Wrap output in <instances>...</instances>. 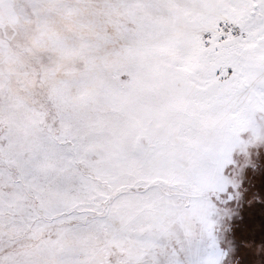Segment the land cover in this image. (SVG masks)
Returning a JSON list of instances; mask_svg holds the SVG:
<instances>
[{
    "label": "snow or ice",
    "instance_id": "obj_1",
    "mask_svg": "<svg viewBox=\"0 0 264 264\" xmlns=\"http://www.w3.org/2000/svg\"><path fill=\"white\" fill-rule=\"evenodd\" d=\"M260 146L264 0H0V264H226Z\"/></svg>",
    "mask_w": 264,
    "mask_h": 264
},
{
    "label": "rangeland",
    "instance_id": "obj_2",
    "mask_svg": "<svg viewBox=\"0 0 264 264\" xmlns=\"http://www.w3.org/2000/svg\"><path fill=\"white\" fill-rule=\"evenodd\" d=\"M228 175L240 184L238 201L220 225V246L228 252L226 264H264V146L250 150V163L241 154Z\"/></svg>",
    "mask_w": 264,
    "mask_h": 264
}]
</instances>
